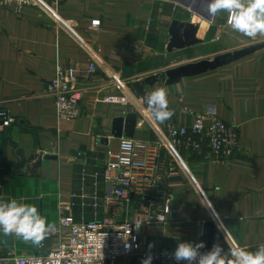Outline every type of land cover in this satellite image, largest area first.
<instances>
[{
    "label": "crops",
    "instance_id": "crops-1",
    "mask_svg": "<svg viewBox=\"0 0 264 264\" xmlns=\"http://www.w3.org/2000/svg\"><path fill=\"white\" fill-rule=\"evenodd\" d=\"M44 1L50 10L0 4V109L16 117L0 134V200L36 206L50 226L58 223L62 202L72 203L78 222L132 221L141 250L109 264H143L149 255L152 264H160L155 252L202 242L209 221L231 247L255 252L264 245V35L249 38L232 30L227 11L210 16L206 0ZM93 20H100L98 28H90ZM174 20L197 25L200 41L168 50ZM255 45L262 47L226 66L148 86V94L156 88L167 92L173 115L163 122L132 87L168 68ZM91 61L95 72H89ZM58 67L73 69L77 77L81 111L74 120L58 119L48 92ZM116 79L137 102L105 100L124 93ZM210 109L238 127V146L230 157H207L206 143L199 152L179 147L177 158L162 150L161 172L171 196L166 223H150L137 196L117 213L107 208V153L118 150L121 138L112 134L115 118L137 112L132 138L159 143L167 124L189 127ZM205 124H211L209 117ZM56 240L41 247L0 232V264H14L15 256L46 255Z\"/></svg>",
    "mask_w": 264,
    "mask_h": 264
},
{
    "label": "built area",
    "instance_id": "built-area-1",
    "mask_svg": "<svg viewBox=\"0 0 264 264\" xmlns=\"http://www.w3.org/2000/svg\"><path fill=\"white\" fill-rule=\"evenodd\" d=\"M0 4H16L19 9L36 6L50 10L44 0H0ZM99 25L100 20H93L90 28H98ZM96 69V62L91 61L89 72H95ZM115 82L124 93L109 95L105 98L106 101L137 102L136 96L125 82L119 79ZM76 84L77 77L73 69L57 68L56 76L48 85V92L54 98L58 119L74 120L79 117L81 93ZM207 117L211 119L209 126L205 124ZM15 121L16 117L10 111L0 109V134ZM159 136V143L123 136L118 150L108 151L105 179L111 185V193L106 196L105 202L107 208L114 213L130 203L133 196H137L147 210L150 223H166L171 196L165 189L161 172L165 165L162 150L165 149L177 158L179 147L184 145L189 150L199 152L206 143L209 148L207 157H230L235 153L239 142L238 127L218 119L212 109L198 115L189 127L167 124L165 131H160ZM71 205L72 203H61L58 223L49 227L45 239L40 243L44 247L47 240L57 239V245L46 255L15 256L14 264H109L120 258L131 257L141 250L142 242L132 221H124L119 225H115L112 218L101 221L83 219L78 222L71 213ZM174 252L160 250L154 253V257L160 264H177ZM179 264L188 262L182 261Z\"/></svg>",
    "mask_w": 264,
    "mask_h": 264
},
{
    "label": "clouds",
    "instance_id": "clouds-1",
    "mask_svg": "<svg viewBox=\"0 0 264 264\" xmlns=\"http://www.w3.org/2000/svg\"><path fill=\"white\" fill-rule=\"evenodd\" d=\"M227 11V23L231 29L249 38L264 35V0H210L208 13L215 16L218 12ZM155 118L163 122L173 115L168 109L167 92L156 88L145 97ZM45 217L34 205L18 202L16 199L0 200V232L4 235L15 234L25 241L39 245L49 230ZM204 243H178L174 259L177 264L182 261L188 264H264V245L255 252L243 248L231 247L228 251L219 244H214L207 253H201ZM153 257L147 256L143 264H152Z\"/></svg>",
    "mask_w": 264,
    "mask_h": 264
},
{
    "label": "water",
    "instance_id": "water-1",
    "mask_svg": "<svg viewBox=\"0 0 264 264\" xmlns=\"http://www.w3.org/2000/svg\"><path fill=\"white\" fill-rule=\"evenodd\" d=\"M198 28L199 27L194 23L174 20L170 27L171 39L168 45V50H172L173 48H182L199 42L200 39L197 38ZM261 47L262 45H255L236 51L221 53L216 55L213 59H202L199 61L189 62L175 67H171L164 71L155 73L154 75L148 76L142 81L132 83V87L135 90L136 95L141 98L142 102L145 105H147L145 97L148 94L146 89L148 86H152L158 81L166 83L167 85L178 83L184 77L203 74L208 71L226 66L234 61H237L245 56L252 54ZM150 111L153 114L151 108ZM137 119V112H129L125 117L115 118L112 124L113 136L119 138L125 135L126 137L132 138L135 135ZM96 132L98 134H104V132L99 127H97ZM202 242L204 243V247L201 248V251L203 252L210 251L213 245L217 243H219L225 251H228V249L231 248L229 242L226 240L224 235L221 233L220 229L213 221H209L206 223Z\"/></svg>",
    "mask_w": 264,
    "mask_h": 264
}]
</instances>
